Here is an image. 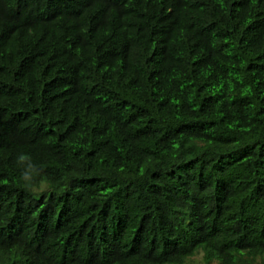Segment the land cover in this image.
<instances>
[{
	"label": "trees",
	"instance_id": "obj_1",
	"mask_svg": "<svg viewBox=\"0 0 264 264\" xmlns=\"http://www.w3.org/2000/svg\"><path fill=\"white\" fill-rule=\"evenodd\" d=\"M200 253L264 264V0H0V264Z\"/></svg>",
	"mask_w": 264,
	"mask_h": 264
},
{
	"label": "rangeland",
	"instance_id": "obj_2",
	"mask_svg": "<svg viewBox=\"0 0 264 264\" xmlns=\"http://www.w3.org/2000/svg\"><path fill=\"white\" fill-rule=\"evenodd\" d=\"M186 264H204L203 253L194 256Z\"/></svg>",
	"mask_w": 264,
	"mask_h": 264
},
{
	"label": "clouds",
	"instance_id": "obj_3",
	"mask_svg": "<svg viewBox=\"0 0 264 264\" xmlns=\"http://www.w3.org/2000/svg\"><path fill=\"white\" fill-rule=\"evenodd\" d=\"M33 190H35V189H33ZM40 190H43V186L41 187V189Z\"/></svg>",
	"mask_w": 264,
	"mask_h": 264
}]
</instances>
